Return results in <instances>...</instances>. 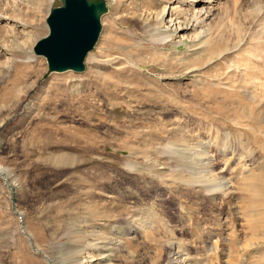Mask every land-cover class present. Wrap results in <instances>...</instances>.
I'll list each match as a JSON object with an SVG mask.
<instances>
[{"label": "rangeland", "instance_id": "rangeland-1", "mask_svg": "<svg viewBox=\"0 0 264 264\" xmlns=\"http://www.w3.org/2000/svg\"><path fill=\"white\" fill-rule=\"evenodd\" d=\"M166 2L208 4L106 0L84 71L46 76L61 0H0V264H264L241 190L264 168V0L176 32ZM210 160L236 193L203 188Z\"/></svg>", "mask_w": 264, "mask_h": 264}, {"label": "water", "instance_id": "water-1", "mask_svg": "<svg viewBox=\"0 0 264 264\" xmlns=\"http://www.w3.org/2000/svg\"><path fill=\"white\" fill-rule=\"evenodd\" d=\"M46 17L49 32L37 39L33 51L47 59L46 76L69 69L82 72L87 53L94 49L102 31L106 0H61Z\"/></svg>", "mask_w": 264, "mask_h": 264}, {"label": "bare ground", "instance_id": "bare-ground-1", "mask_svg": "<svg viewBox=\"0 0 264 264\" xmlns=\"http://www.w3.org/2000/svg\"><path fill=\"white\" fill-rule=\"evenodd\" d=\"M160 1H162V0H160ZM181 1H183V3H184V1H189V0H181ZM194 1H196V2L199 1V2H203L204 4H207V3L208 4H207L206 8H204V6H203L200 11L194 12V13H192V15L188 16L189 14L186 13L184 15L182 13V9H178L177 6L172 5L173 7L172 6L168 7V2H166L165 5L160 9V12L156 13L157 15L155 18L160 19V18H164V16H169L170 23H172V25L175 26L173 29V31H175V32L181 28L182 29H184V28L185 29L186 28L197 29L198 27L202 26L201 25L202 22H205V20H208V18L214 14V9L212 8L213 6H211L212 0H194ZM149 16H148V18H149ZM177 19H179L178 22H176ZM263 104H264V101L262 99L259 101V103L256 106L252 107L251 109H248L250 112H252L251 116H252V118L255 119V121L257 120L258 116L255 117L253 115L254 113H261V114H262V112L264 113V108L263 109H256V107H259ZM259 116H261V115L259 114ZM254 124H255V122H254ZM205 161H207V160H205ZM254 162L255 161H252L251 163L254 164ZM258 163L259 162L256 161V163L254 164L255 166L251 165V167L254 169L257 168L256 166H258ZM203 164H204V162H203ZM205 164L208 165L206 172L208 170L209 176H210V181L208 183L204 184V182H203V185H204L203 188L206 187L205 188L206 191H208L211 194H215V193L217 194L219 192H223L225 194L236 193V191L231 190L232 184L228 183L229 180L226 178L227 176L226 177L224 175L218 176L215 174L214 168H213L214 162L212 160H210V162L208 161ZM0 170L2 171L1 168H0ZM217 179H219L218 182H217ZM230 182H232V181H230ZM200 184L202 185V182ZM241 190L242 191L247 190L249 192V196L247 198V205L243 208V214L245 216H249V215L253 216L255 219V222H256L255 227H257L259 224L260 228L264 229V168L260 169V171L258 173H253L252 171L248 172L246 178H244V180L241 184ZM214 197H215V195L213 196L212 199H214ZM37 250L40 251L39 249H37ZM176 253H177V251H176ZM48 261L50 264H52V260L49 259ZM179 261H181V260H179L178 257H175V255L174 256L171 255V258H170L171 264L172 263H175V264L176 263L177 264H183L184 263L183 262L184 260H182L181 262H179ZM110 264H111V262H110Z\"/></svg>", "mask_w": 264, "mask_h": 264}]
</instances>
